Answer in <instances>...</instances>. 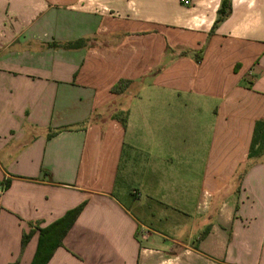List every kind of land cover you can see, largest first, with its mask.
<instances>
[{
	"label": "crops",
	"instance_id": "obj_1",
	"mask_svg": "<svg viewBox=\"0 0 264 264\" xmlns=\"http://www.w3.org/2000/svg\"><path fill=\"white\" fill-rule=\"evenodd\" d=\"M188 1L0 0V264H264V0Z\"/></svg>",
	"mask_w": 264,
	"mask_h": 264
},
{
	"label": "trees",
	"instance_id": "obj_2",
	"mask_svg": "<svg viewBox=\"0 0 264 264\" xmlns=\"http://www.w3.org/2000/svg\"><path fill=\"white\" fill-rule=\"evenodd\" d=\"M227 6L223 3L218 12V19L216 20V25L223 20L227 15L225 12ZM83 41H77L75 43H68L64 45L66 49H79L83 46ZM131 82L128 80L118 81L112 88L111 93L114 95L124 94L127 89L130 87ZM126 116H116V120L121 123L123 127L126 125ZM264 157V119L257 120L254 125L251 144L249 148L248 159L256 160ZM85 205L80 206L74 211V215H78ZM63 220L52 225L50 228L41 230L39 236V242L37 245V250L34 256V259L31 264H47L52 257L54 251L61 247V241L68 232L70 224L62 228ZM30 239V234L24 235L22 239V249L25 248Z\"/></svg>",
	"mask_w": 264,
	"mask_h": 264
},
{
	"label": "built area",
	"instance_id": "obj_3",
	"mask_svg": "<svg viewBox=\"0 0 264 264\" xmlns=\"http://www.w3.org/2000/svg\"><path fill=\"white\" fill-rule=\"evenodd\" d=\"M180 3L186 7L190 6V2L188 0H179ZM3 192V190L0 188V194Z\"/></svg>",
	"mask_w": 264,
	"mask_h": 264
}]
</instances>
